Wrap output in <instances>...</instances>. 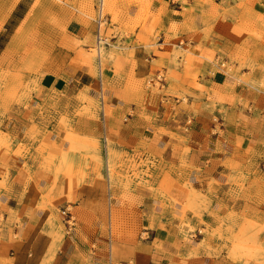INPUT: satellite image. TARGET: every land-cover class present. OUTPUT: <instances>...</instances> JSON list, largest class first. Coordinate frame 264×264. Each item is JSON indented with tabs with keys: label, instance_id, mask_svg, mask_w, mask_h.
Listing matches in <instances>:
<instances>
[{
	"label": "crops",
	"instance_id": "1",
	"mask_svg": "<svg viewBox=\"0 0 264 264\" xmlns=\"http://www.w3.org/2000/svg\"><path fill=\"white\" fill-rule=\"evenodd\" d=\"M181 7L165 10L158 45L193 49L190 69L135 36L98 66L64 50L62 69L0 113V264H264V88L212 73L221 40ZM75 27L91 47L94 28ZM110 152L153 155L148 183L111 181Z\"/></svg>",
	"mask_w": 264,
	"mask_h": 264
},
{
	"label": "rangeland",
	"instance_id": "2",
	"mask_svg": "<svg viewBox=\"0 0 264 264\" xmlns=\"http://www.w3.org/2000/svg\"><path fill=\"white\" fill-rule=\"evenodd\" d=\"M101 1L0 0V113L9 110L13 103H25L49 73L62 69L64 50L76 52L74 59L98 66L99 58L113 56L117 49L127 46L123 40L135 36L136 45L152 44L159 55L171 56L175 64L190 69L194 65L190 54L193 49L158 45L168 6H183V11L204 20L206 37L221 40L214 41L209 55H205L212 64V73L231 75L236 84L245 82L264 88V0ZM75 26H82L84 34L88 27L94 28V42L88 49L77 47L79 42H75L72 33ZM169 31L176 37L179 28L172 24ZM163 79L162 72L152 73L143 82L146 87L159 90ZM209 98L222 113V97L216 94ZM123 158L122 154L110 152L109 179L119 180L125 189L148 183L145 178L151 177L156 158Z\"/></svg>",
	"mask_w": 264,
	"mask_h": 264
},
{
	"label": "bare ground",
	"instance_id": "3",
	"mask_svg": "<svg viewBox=\"0 0 264 264\" xmlns=\"http://www.w3.org/2000/svg\"><path fill=\"white\" fill-rule=\"evenodd\" d=\"M100 2H102L101 0H100ZM99 34V33H98ZM101 38V37H100ZM100 40V39H99ZM100 41H102V40H100ZM99 43V42H98ZM101 43V42H100ZM101 46H103V45H101ZM99 48V47H98ZM99 49H101V48H99ZM98 63V62H97ZM101 63V62H100ZM103 64V63H102ZM100 67V66H99ZM96 69H98L97 67H95ZM99 70V69H98ZM99 75V74H98ZM101 93V92H100ZM103 93V92H102ZM103 95V94H102ZM105 140V139H104ZM104 144V143H103ZM105 146V145H104ZM106 148V147H105ZM107 153H109V152H107ZM109 157V156H108Z\"/></svg>",
	"mask_w": 264,
	"mask_h": 264
},
{
	"label": "built area",
	"instance_id": "4",
	"mask_svg": "<svg viewBox=\"0 0 264 264\" xmlns=\"http://www.w3.org/2000/svg\"><path fill=\"white\" fill-rule=\"evenodd\" d=\"M173 2H175V1H173Z\"/></svg>",
	"mask_w": 264,
	"mask_h": 264
}]
</instances>
